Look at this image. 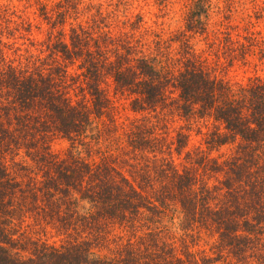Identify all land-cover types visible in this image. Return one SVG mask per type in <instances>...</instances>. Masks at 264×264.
<instances>
[{
	"label": "trees",
	"instance_id": "trees-1",
	"mask_svg": "<svg viewBox=\"0 0 264 264\" xmlns=\"http://www.w3.org/2000/svg\"><path fill=\"white\" fill-rule=\"evenodd\" d=\"M34 4L0 5V264H264V80L231 84L195 51L210 0L167 40L138 14ZM249 41L239 59H264ZM170 115L210 125L207 150L169 137ZM203 235L210 254L191 250Z\"/></svg>",
	"mask_w": 264,
	"mask_h": 264
},
{
	"label": "rangeland",
	"instance_id": "rangeland-1",
	"mask_svg": "<svg viewBox=\"0 0 264 264\" xmlns=\"http://www.w3.org/2000/svg\"><path fill=\"white\" fill-rule=\"evenodd\" d=\"M38 0H0V5H13L18 10L26 9L30 18L37 6ZM50 6L56 0H39ZM84 4H99L106 12L116 11V15L122 13L140 15L145 26L154 33L160 34L164 39L184 32V16L189 0H169L164 5H159L155 0H82ZM211 14L210 26L203 35H189V41L195 51L202 56L211 72L216 76L225 79L231 84H244L250 78L259 77L264 80V59L260 60V52L254 50L249 56L241 60L240 50L246 46V41L259 42L258 46L264 49V0H210ZM115 14V13H114ZM121 18V17H120ZM122 19V18H121ZM224 33H229L231 43L224 42ZM36 34V33H35ZM187 36V35H186ZM41 34L38 38H43ZM232 60L231 65L228 61ZM230 64V63H229ZM117 124L128 125L130 120L139 118V115L132 114L127 102H117ZM152 117V114H150ZM167 120L163 130L167 135L174 136L176 132L182 131L188 135L187 147L185 150L192 151L197 147L207 150L204 145L205 134L210 125L205 127L204 122H184L176 115L166 116ZM182 128V129H181ZM68 142L63 139H54L51 142V150L62 155ZM231 146H223L216 150L209 151V155L219 161L221 156L229 154ZM178 163V161H177ZM179 235V234H178ZM178 237V236H176ZM191 250L194 252L203 251L210 254L211 244L214 239L210 236L191 239ZM178 245V242H176ZM225 263V262H224ZM220 262L219 264H224Z\"/></svg>",
	"mask_w": 264,
	"mask_h": 264
}]
</instances>
